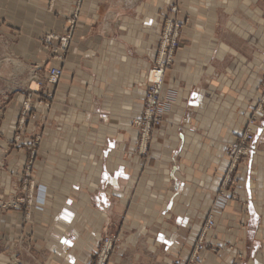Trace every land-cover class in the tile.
<instances>
[{"label":"crops","instance_id":"1","mask_svg":"<svg viewBox=\"0 0 264 264\" xmlns=\"http://www.w3.org/2000/svg\"><path fill=\"white\" fill-rule=\"evenodd\" d=\"M50 1L0 0L5 54L36 62L40 34L68 27L78 0H58L54 12ZM78 8L64 74L36 108L42 140L31 175L48 196L33 219L39 256L27 264L90 263L107 234L118 237L108 264H187L195 250L194 264H264V114L255 152L234 185L224 181L227 143L262 98L264 0H81ZM165 16L184 24L183 48L165 74L164 121L139 154L133 122ZM20 101L8 105L5 129ZM210 213L215 224L199 243Z\"/></svg>","mask_w":264,"mask_h":264},{"label":"rangeland","instance_id":"2","mask_svg":"<svg viewBox=\"0 0 264 264\" xmlns=\"http://www.w3.org/2000/svg\"><path fill=\"white\" fill-rule=\"evenodd\" d=\"M57 1L58 0H51L47 5V10L54 12L57 8ZM80 4L81 0H78L77 7L71 14L67 15L68 27L66 29L59 31L47 30L40 34L37 48V52L40 55L38 61L31 63L21 58L19 59L17 56L5 54L6 51H4V47L0 45V264H27V261H34L39 256V253H37L36 249L32 246L33 219L35 211L43 210L48 192L46 187L36 184L31 175L32 156L39 148L42 140V133L40 131L42 124L37 120L38 112L36 108L41 106V103L46 104L47 99L53 98L56 88L63 76L60 77L56 84H50L47 80L50 69L55 66H61L64 74V67L62 64L69 53ZM173 6L177 5H171L170 11L174 14L178 13L180 11L179 6H177L176 12L172 11ZM170 20L177 21L168 16L163 18L161 39L158 49L162 41L163 30ZM183 28L184 24L182 23V28L179 30L178 36L179 47L176 49L174 60L166 69L165 74L167 70L173 68L177 54L182 52L181 48L183 47L180 45V37ZM64 35H70V40L67 49L63 52L61 50V39L59 38ZM50 36L53 37L49 41L48 38ZM156 53L147 74L142 114L140 117L135 118L133 122L138 131V144L136 149L139 154H146L148 152L154 133L162 125L167 105L170 102L169 99L163 97L162 89V101L159 105V114L162 116V119L160 123L152 125L147 143H144L142 140L144 124H142L143 126L139 125L137 120L144 116V108L148 98V77L150 70L155 65ZM261 89L262 98L258 104L260 109L257 113V105L254 110V116L256 118L264 114V78L261 81ZM19 98L21 101L17 105L19 106L17 107V111L19 112L18 119L16 118L17 123L11 124L5 129L2 122L7 117L8 105L11 104L13 100L14 102H18ZM257 120H255V123L252 125V133L254 134L252 139L244 141L243 145L246 148L251 144L252 148L256 150L254 141L257 130L254 126H256ZM154 121L155 120L152 122ZM250 121L251 118L248 120L247 129L249 127L251 128ZM33 127L37 128V130L34 131L32 129ZM246 130L243 133H245ZM240 139L241 137L235 141H239ZM235 141L228 142L226 146V153L231 160L224 179L226 187H228L229 184L234 185L232 182L234 183L235 171L240 162L255 152L254 150L249 155L242 153L238 156L232 154L227 147L231 142ZM233 159H236V161L234 162ZM221 200H223L222 196ZM210 221H214V226L215 218L211 213L208 215L204 224L199 243H201L208 230L213 227L208 228L207 226V230L205 231L206 225L210 224ZM117 244V236L113 234L103 236L98 248L92 253V260L87 264H108L111 254L115 250ZM195 252L198 254V251L195 250L192 255ZM1 255L5 256L2 258ZM191 257L188 262H191Z\"/></svg>","mask_w":264,"mask_h":264},{"label":"built area","instance_id":"3","mask_svg":"<svg viewBox=\"0 0 264 264\" xmlns=\"http://www.w3.org/2000/svg\"><path fill=\"white\" fill-rule=\"evenodd\" d=\"M172 11L176 12L177 6H173ZM181 28H182V23L178 21L170 20L166 24L165 29L163 30L160 48L156 53L155 63H154L155 65L149 72V77H148L149 84L147 86L148 98L144 108V116L137 120V123L139 125L144 124V126L142 125L143 126L142 140L144 141V143H147L152 125L156 123H160L162 119V116L159 114V105L162 101V89L164 85L165 71L173 62L174 53L176 49L179 47L178 36H179V30ZM52 37L53 36H50L48 40L50 41ZM59 39H61V50L64 52L67 49L70 40V35L61 36V38ZM153 72L154 75L157 76V78L151 77ZM62 75H63L62 67L55 66L50 69L47 80L50 84H56ZM256 109L258 113V110L260 109L259 105ZM254 114H252L251 116V121H250L251 128L249 127L246 130V132L241 135V139L239 141L231 142L228 145L227 149L230 150L232 154L237 156L242 153L249 155L255 150V148H252L251 144L248 145L247 148L243 145L245 140L248 141L249 139H252L254 135L252 133L253 132L252 125L255 123V120H257ZM153 120L155 121L152 122ZM233 160L234 162L236 161V159ZM221 196L222 199L224 200V196L222 192L220 193V197ZM213 222L214 221H210V224L206 225L205 231L207 230V226L208 228L213 226ZM191 258H192L191 262H188L187 264H194V262L200 260V256L197 254V252H195Z\"/></svg>","mask_w":264,"mask_h":264},{"label":"bare ground","instance_id":"4","mask_svg":"<svg viewBox=\"0 0 264 264\" xmlns=\"http://www.w3.org/2000/svg\"><path fill=\"white\" fill-rule=\"evenodd\" d=\"M152 78H157V76L154 75V72L153 74L151 75ZM164 80H165V76H164Z\"/></svg>","mask_w":264,"mask_h":264},{"label":"snow or ice","instance_id":"5","mask_svg":"<svg viewBox=\"0 0 264 264\" xmlns=\"http://www.w3.org/2000/svg\"><path fill=\"white\" fill-rule=\"evenodd\" d=\"M163 239V237H161Z\"/></svg>","mask_w":264,"mask_h":264}]
</instances>
